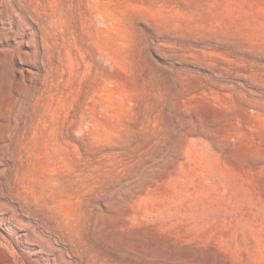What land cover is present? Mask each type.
<instances>
[{"label":"rangeland","instance_id":"rangeland-1","mask_svg":"<svg viewBox=\"0 0 264 264\" xmlns=\"http://www.w3.org/2000/svg\"><path fill=\"white\" fill-rule=\"evenodd\" d=\"M0 264H264V0H0Z\"/></svg>","mask_w":264,"mask_h":264},{"label":"bare ground","instance_id":"bare-ground-1","mask_svg":"<svg viewBox=\"0 0 264 264\" xmlns=\"http://www.w3.org/2000/svg\"><path fill=\"white\" fill-rule=\"evenodd\" d=\"M18 58H19V56H18Z\"/></svg>","mask_w":264,"mask_h":264}]
</instances>
